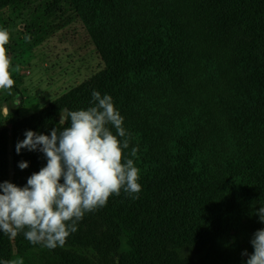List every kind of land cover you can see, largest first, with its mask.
Here are the masks:
<instances>
[{"label": "trees", "instance_id": "1", "mask_svg": "<svg viewBox=\"0 0 264 264\" xmlns=\"http://www.w3.org/2000/svg\"><path fill=\"white\" fill-rule=\"evenodd\" d=\"M35 1L0 0V16ZM49 14L56 29L79 25L100 67L0 128V182L22 187L45 166L39 151L17 154V142L26 130L63 127L61 116L87 109L96 90L124 117L125 156L139 148L142 190L138 199L111 196L70 235L100 255L106 239L123 238L125 264H155L184 235L217 243L221 234L231 241L243 219L264 226L254 214L264 206V0H60ZM21 161L29 166L21 170ZM15 254L23 264H92L83 253L69 257L65 245L43 250L22 233H0V262ZM241 257L235 264H245Z\"/></svg>", "mask_w": 264, "mask_h": 264}, {"label": "clouds", "instance_id": "2", "mask_svg": "<svg viewBox=\"0 0 264 264\" xmlns=\"http://www.w3.org/2000/svg\"><path fill=\"white\" fill-rule=\"evenodd\" d=\"M9 38L8 29L0 28V90L12 95L15 80L5 47ZM24 40L30 43L31 37L25 35ZM90 104L61 116L63 127L52 128L50 135L26 130L24 139L17 142V154L22 149L39 151L46 165L32 173L22 187L0 182V233L9 238L22 233L32 245L53 250L63 247L84 216L105 207L111 196L123 191L130 198H139L140 169L133 159L139 148L131 147L125 156L131 133L124 127V117L108 94L93 90ZM2 113L7 116L9 109L3 108ZM28 166L27 161L18 164L21 170ZM254 214L264 223V206ZM250 244L253 251L241 253L247 257L245 264H264V228L253 233Z\"/></svg>", "mask_w": 264, "mask_h": 264}, {"label": "rangeland", "instance_id": "3", "mask_svg": "<svg viewBox=\"0 0 264 264\" xmlns=\"http://www.w3.org/2000/svg\"><path fill=\"white\" fill-rule=\"evenodd\" d=\"M59 1L37 0L25 7H8L0 16V28L8 29L10 34L5 47L15 80L12 95L0 90V128L7 126L11 130L14 121L42 109L73 87L81 86L100 67L93 49L83 45L77 23L64 29L54 28L59 22H54L49 13ZM25 35L31 37L30 43L24 40ZM5 107L9 109L7 116L2 113ZM257 229L243 219L231 232V241L227 234H221L217 243L185 241L183 234L184 237L162 250L155 264H235L234 258L242 256L244 250L253 251L250 239ZM123 240L106 239L100 255L90 246L86 247L85 240L69 235L65 251L69 257L83 253L92 264H125ZM184 241L187 243L182 245ZM41 249L47 248L41 246ZM11 260L19 261V256L15 254Z\"/></svg>", "mask_w": 264, "mask_h": 264}]
</instances>
